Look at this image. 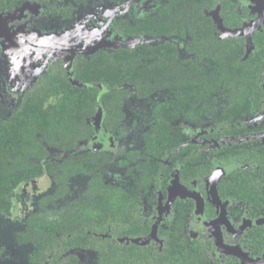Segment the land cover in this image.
Segmentation results:
<instances>
[{"label": "flooded vegetation", "instance_id": "flooded-vegetation-1", "mask_svg": "<svg viewBox=\"0 0 264 264\" xmlns=\"http://www.w3.org/2000/svg\"><path fill=\"white\" fill-rule=\"evenodd\" d=\"M159 1L0 0V27L6 21L7 28H13L12 32L24 26L28 31L34 28L33 20L38 17L45 30L54 27V31L60 34L76 24L80 27L78 33H83L86 26L79 25V20L87 21L91 14H98L101 9L114 10L115 13L117 10L118 15L114 16L111 25L102 29V35L110 46L112 36L142 41L125 49L147 47L154 61L163 57L169 47L165 45L169 44L178 51L181 63L195 60L196 54L190 52L192 43L208 40L187 37L186 31L184 36L179 33L176 37L169 35V28L167 33L158 29L134 38H123L111 32L115 23L127 22L136 26L148 20H169L168 8L162 5L165 2ZM224 3L225 9L220 0H215L214 9L206 11L215 29L214 36L217 35L215 40L225 39L223 30H243L245 35L251 31L249 40L245 35L231 38L238 39L243 45L240 63L247 61L253 51L260 52L262 61L254 70L260 90H256L259 93L253 96L255 101L252 102L257 112L246 111L245 116L224 123L222 119L214 118L211 112H200L203 102L199 106H193L192 101L181 104L182 108L172 124L184 130L186 142L183 147L193 146L195 153L209 156L213 165L210 175L200 182L194 177L182 176V169L177 166L166 180L159 178L158 184L154 181L146 188L140 185L138 166L143 161L142 136L149 131L150 124H154L156 104H165L166 100L153 98L151 102L144 103L133 97L128 103L127 123L120 134L110 132V138L104 135L96 145V134L92 133L90 138L79 141L70 151L46 145L45 154L35 158L27 157L29 154L22 151L17 165L6 167V173L15 171L21 180H27L20 182L12 196L8 195V212L1 213L0 210V219L16 222L22 227L15 233L11 249L5 252L0 248V264L2 258L4 264H58L60 259H63L62 264H264V198H260L264 188V167L252 166L251 171L250 165L233 163L222 166L214 162V149L220 150L232 144L264 155V0H226ZM27 34L23 33L19 38L24 50L33 44ZM151 40L156 41L149 42ZM1 43L2 39L0 46ZM85 44L82 41V45ZM122 48H103L92 54H79L72 61ZM59 64L65 67L66 59H54L23 90L16 87L13 94H9L12 103L5 106L6 114L0 118V123L13 121L12 114L28 92H59V86L42 84L48 80L51 69ZM127 90L133 93L131 89ZM186 90L184 88L183 92ZM224 97H227L226 93L209 97L214 98V111L219 106L224 109L228 105ZM57 102L56 97L47 98L42 109H50ZM204 105L208 106L207 103ZM174 110L172 101L164 117L171 119ZM201 120L205 121V126L199 130L194 128ZM227 123L233 132L225 128ZM142 126L144 128L140 131ZM73 144L70 137L67 147ZM96 148L98 150H94ZM133 154L138 156L132 159ZM103 156L108 162L98 169L99 174L104 185L119 188L121 193L117 198L106 195L103 186L99 188L101 194L92 193L97 186L89 175L70 178L67 183L70 192L64 197L59 196V167L89 165ZM158 162L172 165L169 161ZM179 163L187 166L185 159L179 158ZM28 165L41 166L42 169H38L41 173H36L35 168L34 174L29 175ZM214 176L217 182L216 197L213 198L211 179ZM247 178L258 180L252 189H248L249 197L232 196L225 187L218 192L217 184L222 181L231 183L229 188L239 186L241 189ZM5 185L10 187L8 182ZM242 194L245 196L244 192ZM1 200L6 206L7 200ZM62 210H66L68 216L65 227L51 232L46 230L64 221V217L57 213ZM43 220L49 225H43Z\"/></svg>", "mask_w": 264, "mask_h": 264}, {"label": "trees", "instance_id": "trees-1", "mask_svg": "<svg viewBox=\"0 0 264 264\" xmlns=\"http://www.w3.org/2000/svg\"><path fill=\"white\" fill-rule=\"evenodd\" d=\"M214 1L163 0L165 3L162 5L168 8L169 20L155 22L148 20L136 26L127 22H121L119 25L115 23L111 31L123 38L142 36L147 32L153 33L154 30L167 33L168 28L171 29L170 36L178 37L179 33L184 36L186 31L187 37L208 40L192 43L190 52L196 54L195 60L181 63L178 51L168 44L165 45L169 47L166 48L163 57L154 61L147 47L139 46L133 49L102 51L89 58L66 61L65 67L59 64L51 69L48 80L42 84L59 86L60 91L28 92L12 114L13 121L0 123L1 213H7L9 210L8 195L12 196L20 182L27 180V178L21 180L18 177L19 173L15 171L6 173V167L17 165L20 152L29 154L27 157L35 158L45 154L46 145L70 151L79 141L90 138L92 133L96 134L95 140L98 139L99 131L94 118L99 104L102 107L101 131L109 138L110 132L120 134L127 123L128 103L133 97L144 103L151 102L153 98L166 100L165 104H156L153 114L154 124H150L149 131L142 136L143 161H140L138 166L140 185L146 188L154 184V181L158 184L159 178L166 180L169 173L177 166L181 167L182 176L186 178L191 176L203 182L212 172L213 165L209 156L195 153L196 148L193 146L183 147L186 142L184 130L173 125L172 121L185 101H192L193 106H199L198 104L203 102L200 112H211L214 118L222 119V123L243 117L246 111L257 112L255 106H252V102L255 101L253 96L259 93L256 91L259 87L254 77V70L257 63L262 61L257 50L249 55L247 61L240 63L242 57L240 50L243 45L239 44L238 39L226 37L215 40L217 35L214 36L215 29L211 18L207 15V12L214 9ZM225 1L220 0L224 9ZM184 88L187 89L186 93L183 92ZM127 89H131L133 93L128 92ZM221 93H226L227 97L224 98L229 103L224 109L219 106L214 111V98L212 100L209 97ZM51 97H56L57 104L50 109H42L44 101ZM172 101L175 103L174 115L167 120L164 117L165 110ZM205 103L208 106H205ZM224 126L229 132H233L230 131L231 127L228 123ZM69 136L74 144L67 147ZM214 150V162H219L222 166L233 163L250 165L251 171L252 166L264 167L262 153L249 152L237 144ZM136 156L138 155L133 154L132 159ZM152 158L155 160L152 161ZM179 158L185 159L187 166H181ZM158 160L172 162V165L166 166ZM106 162L108 160L103 156L93 160L89 165L83 163L59 167L60 174L59 178L57 177L59 196L64 197L70 192L67 184L70 178L89 175L97 186L96 191L92 190V193L101 194L99 188L103 186L106 195L117 198L118 193H121L119 188L104 185L105 182L99 174L98 169ZM28 168L29 175L34 174L35 168L36 173L39 174L41 172L38 169H42L39 165L37 167L28 165ZM257 181L254 178H247L243 181L241 189L239 186L229 188L231 183L226 184L222 181L217 184V189L220 192L225 187L232 196L249 197L248 189H252ZM5 182L10 183V187L5 185ZM260 198H264V188ZM1 199L7 200L6 206L2 205ZM57 213L64 217V221L48 227L46 230L49 232L59 230L67 224L66 210ZM43 225H49V222L43 220ZM62 261L63 259H60L57 262L62 264L64 263Z\"/></svg>", "mask_w": 264, "mask_h": 264}, {"label": "rangeland", "instance_id": "rangeland-1", "mask_svg": "<svg viewBox=\"0 0 264 264\" xmlns=\"http://www.w3.org/2000/svg\"><path fill=\"white\" fill-rule=\"evenodd\" d=\"M124 7L126 8V5ZM98 12L100 13L91 14L87 21L79 20L77 22L79 25L86 26L83 33H78L80 27L76 24L67 27L60 34L54 31V27L45 30L38 17L33 20L34 28L28 31L24 26L23 28L17 27L12 32L13 28L8 29L7 22H2L3 25L0 27V40L2 39L0 46L2 49L0 57V118L6 114L4 113L5 106L12 103L9 94L12 95L16 87L23 90L29 86L54 59L70 58L84 53L91 54L103 48L120 45L119 39H112L110 46L108 39L102 35V29H107L114 16L118 15L117 10L116 13L114 10L106 9H101ZM23 33H28L27 36L33 41L27 50H24L19 44V38ZM57 39L61 41L59 40L57 43ZM130 40L135 41V39ZM82 41H85L86 44L82 45ZM120 42L122 44V41ZM204 126L205 121L201 120L200 124L194 128L199 130ZM143 128L144 126L140 131ZM21 229L22 227L16 222L8 223L0 219V248H3L5 252L11 249L14 235ZM15 263L17 264V262ZM2 264H4L3 258Z\"/></svg>", "mask_w": 264, "mask_h": 264}, {"label": "water", "instance_id": "water-1", "mask_svg": "<svg viewBox=\"0 0 264 264\" xmlns=\"http://www.w3.org/2000/svg\"><path fill=\"white\" fill-rule=\"evenodd\" d=\"M214 17V16H213ZM223 32V37H236V36H242V35H245L244 33H243V30H238V31H225V30H223L222 31ZM249 32H251V31H248L247 32V34L245 35V36H247V38H248V40H249V36H248V33ZM114 39H119V44L120 45H118V46H115V45H113L112 47L113 48H116V47H123V48H132V47H134L135 45H137V44H140V43H142V41H138V40H135V41H131L130 39H120V38H117V37H113ZM112 38V39H113ZM111 39V40H112ZM120 41H122V44H121V42ZM156 40H151V41H149V42H155ZM251 50V49H250ZM250 50H248V52H250ZM92 54V53H91ZM76 56V55H75ZM75 56H72V57H70V58H66V57H64L65 59H66V61H71ZM101 118H102V107H101V105L99 104V106H98V111H97V114H96V116H95V118H94V123H95V125H96V127L98 128V131H99V138L98 139H96L95 140V143H96V145H98V142H99V140H100V138H101V140L104 138V137H102V136H104V133L101 131V129H100V122H101ZM211 181H212V188H213V192H211V195L213 196V198L214 197H216L215 196V185H216V182H217V177H213V179H211ZM210 182V181H209Z\"/></svg>", "mask_w": 264, "mask_h": 264}]
</instances>
